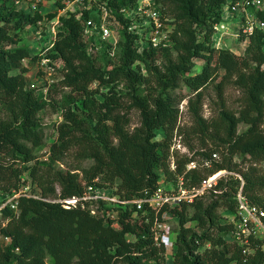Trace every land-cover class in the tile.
<instances>
[{
    "label": "trees",
    "instance_id": "1",
    "mask_svg": "<svg viewBox=\"0 0 264 264\" xmlns=\"http://www.w3.org/2000/svg\"><path fill=\"white\" fill-rule=\"evenodd\" d=\"M21 1L0 0V201L23 188L35 198L18 197L14 210L0 211V264H163L166 253L170 264H264V239L228 242L226 220L238 192L264 213V173L257 168L264 170V29H254L235 55L214 48L211 36L222 8L236 0H151L169 28L163 45L152 47L141 28L127 31L134 24L125 13L136 0H90L60 15L63 0L44 15L16 10ZM102 12L105 26L119 36L114 52L99 39ZM255 16L264 20L261 12ZM43 21L48 33L38 34ZM26 28L49 36L40 54L18 46ZM196 59L201 69L190 74ZM25 60L59 65L44 94L27 88L18 67ZM210 84L214 108L204 119L202 91ZM181 87L192 96L186 100L190 124L178 132L192 155L175 156L170 171L177 104L187 97ZM227 88L239 93L237 110L225 106ZM46 108L60 122L41 161ZM132 110L138 124L129 130ZM211 154L218 159L209 168L184 172L186 162ZM218 171L228 175L191 203L160 209L175 226L169 253L152 240L148 210L97 202L100 215H91L87 203L64 208L57 202L80 197L88 186L119 201L135 200L152 195L160 180L173 184L182 175L185 186L197 187Z\"/></svg>",
    "mask_w": 264,
    "mask_h": 264
},
{
    "label": "built area",
    "instance_id": "2",
    "mask_svg": "<svg viewBox=\"0 0 264 264\" xmlns=\"http://www.w3.org/2000/svg\"><path fill=\"white\" fill-rule=\"evenodd\" d=\"M65 1L67 5L77 4L81 7L83 6L84 2H90V0ZM86 8L87 7L85 6L83 7V9ZM226 9L230 15L236 16L239 19L238 27L236 28L234 35L235 38H242L241 42L243 44L246 43L247 36H249L254 29H264V20H259L255 16V12H261L264 14V0H236L235 2L228 5ZM125 14L126 16L132 15V24H134L131 25L127 31L133 30L134 28H141L142 30H138L146 32V38L152 47L159 44L163 45L162 43H164L167 37L169 28L165 24L166 19L160 18L159 12L152 6L151 0H136L135 7ZM104 23L105 13L102 12L98 21L99 37L102 40L106 39L109 34V29ZM54 25L55 21L50 23L49 30L51 34H54ZM86 25H88V23ZM222 29L223 27L220 24L213 27V30L216 33H218V30ZM138 35H140V33H138ZM43 63L44 61H41V64ZM174 141L176 144H174ZM177 142L178 141L174 138L170 151H172L173 147H177V149H184L181 145H179V142ZM217 159L218 158L215 154H211L210 158L206 160H189L184 165V172L198 170L200 168H209L210 163L212 161H217ZM169 169L170 171L174 170L173 163H169ZM214 174L202 180L197 187L185 186L182 175L177 176L173 184H169L160 180L158 181L157 187L152 195L144 196L135 200L119 201L113 196L106 195L99 189H94L88 186L84 189L80 197L57 202L62 204V207L64 208L87 203L89 204L88 209L91 215H100L98 212H96L95 206L92 204L97 202L133 205L136 211L143 210V214L146 213V210H148L150 213H152L153 218L150 227L152 240L156 245L161 246L166 252L169 253L173 247V243H171L169 240V234L171 233V230L169 229L170 217L166 212L160 213V209L164 205L172 206L179 202L191 203L194 199L206 193L215 185L217 176ZM222 175H228V173L223 172L221 176ZM18 197L35 198L34 196L28 194L25 188L16 191L12 190L9 195L5 194L4 199L0 201V211L6 206H8L10 210H14L15 200ZM235 204V212L227 216L226 219L232 228L231 238L240 242L241 244L245 243L248 238L264 239V213L260 209L248 205L241 197L239 192L235 195ZM104 217L112 220L113 213L110 211H105ZM1 240L3 245H8V237H4ZM14 252H17V249H14Z\"/></svg>",
    "mask_w": 264,
    "mask_h": 264
},
{
    "label": "rangeland",
    "instance_id": "3",
    "mask_svg": "<svg viewBox=\"0 0 264 264\" xmlns=\"http://www.w3.org/2000/svg\"><path fill=\"white\" fill-rule=\"evenodd\" d=\"M54 1L55 0H23L21 1L18 5L15 6L16 10H22L23 12H29L31 13L33 10L38 9V12L41 15L51 13L55 10L54 8ZM66 1L63 0L61 3L64 4V9L61 12H58L57 15L62 14L64 11H77V8L81 6H78L77 4H66ZM37 5L39 7L37 8ZM77 7V8H76ZM222 23V30H218L214 32L211 36V42L216 49H226L230 52H232L235 55H241L243 52L244 45L242 42L239 41L238 38H235V35L232 30V24L233 21L230 18V15L225 11V8H222V14H221V20ZM47 27L48 23L43 21V25L39 26L36 28V32L38 34H41L42 31L45 34L47 32ZM109 34L106 37V39H100V41L104 44L109 45L112 48V51L114 52L116 49V44L119 39V36L113 31V29L108 30ZM48 33V32H47ZM216 33V34H215ZM37 34V35H38ZM34 31H31L30 28H26L24 33H23V41L22 43H19L18 46H23L25 47L30 54H40V50L43 49L44 47L47 46L49 43V36L44 35L43 37L39 35L37 36ZM8 46H6L7 48ZM201 62L199 60H195V66L194 68L190 71V74L197 73L201 69ZM19 68H22L24 71L23 77L25 78L27 88L35 90L36 93L39 94H44L48 88L49 85L55 80H57L59 76V70L60 67L58 64H54L53 67H44L42 66L41 63H37L36 61H22L19 63ZM212 84L208 85L206 89L202 91L203 94V100H202V106H201V116L204 119H208L211 114H212V109L214 108V105L212 102L214 101V94L212 91ZM180 93L181 94H186L187 97L180 101L177 104L178 108V117L176 121V131H174V136L175 140L179 142V145L183 146L184 149H177V147H173L172 151H169V163H173L175 160V156H186L189 157L192 155V152H188L186 150V147L184 146V141H183V136L181 133L179 134L182 130L187 128L190 124L189 122V117L186 112V100L187 98L191 97L192 95L189 93V91L186 88L181 87L180 88ZM223 98H224V103L225 106L230 109V110H237L239 106V93L233 89V88H227L223 92ZM1 118V114H0ZM129 125L128 129L131 130L132 128L137 126V112L132 110L130 111L129 114ZM40 122L41 125L45 127V139L43 141V146L41 150L37 153V156L39 157V160H45L46 159V152L48 149L49 143L53 140L54 138V131H53V125H56L60 122V117L59 114L52 111L49 108H46L41 114H40ZM239 129H243V126H239ZM178 132V133H177ZM178 134V135H177ZM157 138L160 136V133H156ZM172 140V139H171ZM177 142V143H178ZM174 144L175 141H174ZM208 145L207 147H209ZM193 147L196 150L197 145L195 142H193ZM184 150V151H183ZM218 157V156H217ZM86 165V164H84ZM67 166V164H66ZM61 169H66L64 164H61L59 166ZM257 168L260 170L261 173H264V170L262 169L261 165H258ZM224 171H218L214 175L218 177H221V174H223ZM25 176V175H23ZM223 176V175H222ZM216 178V179H217ZM27 187V186H25ZM3 224V223H2ZM0 222V226H2ZM174 225L170 224L169 229L171 231L174 230ZM169 240L171 243H173L174 240V234L171 232L169 234ZM228 242H237L233 238H228ZM262 250L264 252V246H262ZM166 258L164 259L163 264H170L169 260V255L166 253Z\"/></svg>",
    "mask_w": 264,
    "mask_h": 264
},
{
    "label": "crops",
    "instance_id": "4",
    "mask_svg": "<svg viewBox=\"0 0 264 264\" xmlns=\"http://www.w3.org/2000/svg\"><path fill=\"white\" fill-rule=\"evenodd\" d=\"M227 12V11H226ZM228 13V12H227ZM229 14V13H228ZM230 15V14H229ZM230 18L232 19V21H233V24H232V30H233V32H235L236 31V28L238 27V22H239V19H238V17H236V16H232V15H230ZM220 25H222V23H220Z\"/></svg>",
    "mask_w": 264,
    "mask_h": 264
}]
</instances>
